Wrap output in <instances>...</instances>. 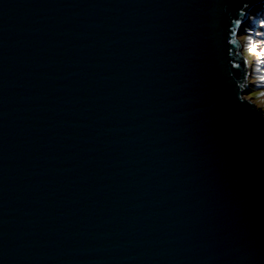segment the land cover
Segmentation results:
<instances>
[{
    "label": "water",
    "instance_id": "water-1",
    "mask_svg": "<svg viewBox=\"0 0 264 264\" xmlns=\"http://www.w3.org/2000/svg\"><path fill=\"white\" fill-rule=\"evenodd\" d=\"M252 11L0 0V264H264Z\"/></svg>",
    "mask_w": 264,
    "mask_h": 264
},
{
    "label": "rangeland",
    "instance_id": "rangeland-1",
    "mask_svg": "<svg viewBox=\"0 0 264 264\" xmlns=\"http://www.w3.org/2000/svg\"><path fill=\"white\" fill-rule=\"evenodd\" d=\"M264 11H252L245 25L240 27L236 39L242 50L245 65L247 67L246 90L241 97L257 106L264 117V81L260 77L264 76V57L258 58L249 52V48L255 45L257 51L264 47Z\"/></svg>",
    "mask_w": 264,
    "mask_h": 264
},
{
    "label": "snow or ice",
    "instance_id": "snow-or-ice-1",
    "mask_svg": "<svg viewBox=\"0 0 264 264\" xmlns=\"http://www.w3.org/2000/svg\"><path fill=\"white\" fill-rule=\"evenodd\" d=\"M247 7H248V4L245 3L244 8H247ZM241 14L243 15L244 13H241ZM240 23H241L240 20L235 21L236 25H240ZM262 27H264V25H262ZM249 52L256 55L258 58L264 57V47H261L259 51H257V47L253 45L252 47L249 48ZM260 62L264 63V60H261ZM260 79L261 81H264V76H261Z\"/></svg>",
    "mask_w": 264,
    "mask_h": 264
}]
</instances>
